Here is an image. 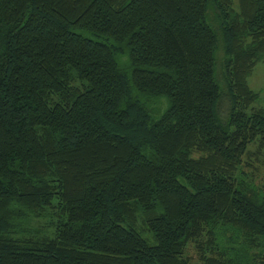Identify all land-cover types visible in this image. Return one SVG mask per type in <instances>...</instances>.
Instances as JSON below:
<instances>
[{
  "label": "trees",
  "instance_id": "obj_1",
  "mask_svg": "<svg viewBox=\"0 0 264 264\" xmlns=\"http://www.w3.org/2000/svg\"><path fill=\"white\" fill-rule=\"evenodd\" d=\"M263 59L264 0H0V264H264Z\"/></svg>",
  "mask_w": 264,
  "mask_h": 264
},
{
  "label": "rangeland",
  "instance_id": "obj_2",
  "mask_svg": "<svg viewBox=\"0 0 264 264\" xmlns=\"http://www.w3.org/2000/svg\"><path fill=\"white\" fill-rule=\"evenodd\" d=\"M223 53L221 51H216L215 53V58L218 61V68H217V78H218V83L220 84V99L218 100L216 104V114L220 119L223 121L226 120L227 115H228V110H229V100L227 95L225 94V88L222 85V78L220 74V60L222 58ZM248 85L251 90L256 92L258 94V99L256 103L253 104V107L255 108H263L264 109V59L263 61L259 62L251 75V77L248 78ZM156 107H159L157 105ZM193 251H190L192 253Z\"/></svg>",
  "mask_w": 264,
  "mask_h": 264
}]
</instances>
